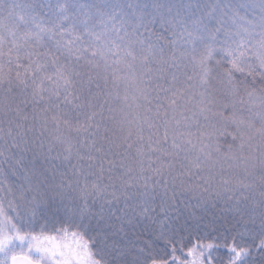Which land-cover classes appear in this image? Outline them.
<instances>
[{"label":"snow or ice","instance_id":"1","mask_svg":"<svg viewBox=\"0 0 264 264\" xmlns=\"http://www.w3.org/2000/svg\"><path fill=\"white\" fill-rule=\"evenodd\" d=\"M0 264H264V0H0Z\"/></svg>","mask_w":264,"mask_h":264}]
</instances>
